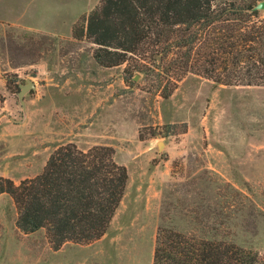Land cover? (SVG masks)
I'll return each mask as SVG.
<instances>
[{
    "label": "rangeland",
    "instance_id": "1",
    "mask_svg": "<svg viewBox=\"0 0 264 264\" xmlns=\"http://www.w3.org/2000/svg\"><path fill=\"white\" fill-rule=\"evenodd\" d=\"M100 1L0 0V177L36 176L68 143L111 146L129 172L106 234L59 250L45 228L19 230L15 201L0 194V264H153L160 227L264 256V85L189 72L164 99L159 67L102 66L96 44L73 37Z\"/></svg>",
    "mask_w": 264,
    "mask_h": 264
},
{
    "label": "trees",
    "instance_id": "2",
    "mask_svg": "<svg viewBox=\"0 0 264 264\" xmlns=\"http://www.w3.org/2000/svg\"><path fill=\"white\" fill-rule=\"evenodd\" d=\"M260 1L101 0L75 23L73 37L96 44L94 58L102 66L131 62L127 71L147 74L159 67L171 86L162 89L164 99L189 72L218 85H264V18L255 9ZM128 182V169L111 146L85 150L68 143L51 153L38 175L19 184L0 177V194L15 201L19 230L45 228L59 250L105 235ZM153 264H264V256L234 242L160 227Z\"/></svg>",
    "mask_w": 264,
    "mask_h": 264
},
{
    "label": "water",
    "instance_id": "3",
    "mask_svg": "<svg viewBox=\"0 0 264 264\" xmlns=\"http://www.w3.org/2000/svg\"><path fill=\"white\" fill-rule=\"evenodd\" d=\"M255 9H264V0L258 3ZM19 87L20 91L18 92V96L23 106H25L24 96L27 92L34 90L36 88V84L34 81L29 80L26 84H20ZM160 146H162V144H160Z\"/></svg>",
    "mask_w": 264,
    "mask_h": 264
}]
</instances>
